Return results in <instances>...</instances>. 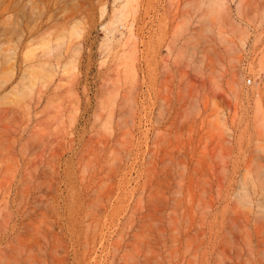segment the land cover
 Listing matches in <instances>:
<instances>
[{
	"label": "rangeland",
	"instance_id": "1",
	"mask_svg": "<svg viewBox=\"0 0 264 264\" xmlns=\"http://www.w3.org/2000/svg\"><path fill=\"white\" fill-rule=\"evenodd\" d=\"M0 264H264V0H0Z\"/></svg>",
	"mask_w": 264,
	"mask_h": 264
},
{
	"label": "bare ground",
	"instance_id": "2",
	"mask_svg": "<svg viewBox=\"0 0 264 264\" xmlns=\"http://www.w3.org/2000/svg\"><path fill=\"white\" fill-rule=\"evenodd\" d=\"M130 5V2L127 1L124 6H123V9L119 12V15L117 17V20L112 24V26L116 25L118 22H123L125 19V16L127 14V10H128V7ZM32 76V74H31Z\"/></svg>",
	"mask_w": 264,
	"mask_h": 264
},
{
	"label": "built area",
	"instance_id": "3",
	"mask_svg": "<svg viewBox=\"0 0 264 264\" xmlns=\"http://www.w3.org/2000/svg\"><path fill=\"white\" fill-rule=\"evenodd\" d=\"M248 83L251 84L252 83V80H249Z\"/></svg>",
	"mask_w": 264,
	"mask_h": 264
}]
</instances>
